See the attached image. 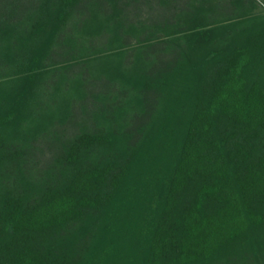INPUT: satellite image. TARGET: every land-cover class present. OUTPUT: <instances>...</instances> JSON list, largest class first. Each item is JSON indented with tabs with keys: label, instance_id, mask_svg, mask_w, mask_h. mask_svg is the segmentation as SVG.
<instances>
[{
	"label": "trees",
	"instance_id": "16d2710c",
	"mask_svg": "<svg viewBox=\"0 0 264 264\" xmlns=\"http://www.w3.org/2000/svg\"><path fill=\"white\" fill-rule=\"evenodd\" d=\"M56 1L0 0V264H264V36L186 51L194 0Z\"/></svg>",
	"mask_w": 264,
	"mask_h": 264
},
{
	"label": "rangeland",
	"instance_id": "374dc122",
	"mask_svg": "<svg viewBox=\"0 0 264 264\" xmlns=\"http://www.w3.org/2000/svg\"><path fill=\"white\" fill-rule=\"evenodd\" d=\"M194 2L195 5L192 8L190 7V9H193L194 13L189 25L182 31H175L174 33L165 34L163 36L172 43L173 37L179 34L184 35L197 30L206 32L209 37L207 40L203 38L201 42L199 38H197L192 44L193 47H186V51L189 48L193 49V52L194 48L201 47L199 46L200 44L206 46L205 50L216 48H219V50L227 49L235 44L242 43L248 36L256 31H258L261 36H264V0H194ZM56 3V0H45L46 7L48 8L47 13L48 10L52 12L53 9H55ZM186 3L185 0L184 5ZM200 9H202V11ZM202 12L204 13L203 15ZM27 15L32 17L31 13H27ZM45 17L47 18V15H45ZM10 35V32H5L0 42L4 43L6 39V43H9L7 37ZM188 45L189 44H187V46ZM262 54L263 50H260L255 55L256 63L252 67L254 73H264V56H262ZM195 62H193V64ZM41 77L42 74H40L39 79ZM57 78L59 77L54 76V79L57 80ZM61 82L67 90H71V86H73L72 81L62 79L60 83ZM51 90L53 89L50 87L49 90H46V94L43 95V98L45 97V100L49 102L51 97L48 96ZM77 101L78 99L72 103L77 106ZM126 126L127 124L122 129H126ZM126 150L127 147L121 146V144H114L111 151L115 152V156H117L124 154ZM136 151L141 161L148 156L146 149L141 148V146H138Z\"/></svg>",
	"mask_w": 264,
	"mask_h": 264
}]
</instances>
